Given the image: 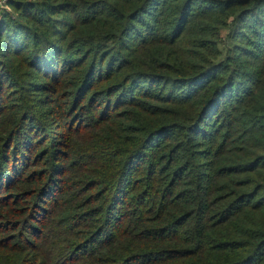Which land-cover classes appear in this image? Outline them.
<instances>
[{
	"label": "trees",
	"instance_id": "16d2710c",
	"mask_svg": "<svg viewBox=\"0 0 264 264\" xmlns=\"http://www.w3.org/2000/svg\"><path fill=\"white\" fill-rule=\"evenodd\" d=\"M5 7L0 264H264V0Z\"/></svg>",
	"mask_w": 264,
	"mask_h": 264
},
{
	"label": "rangeland",
	"instance_id": "374dc122",
	"mask_svg": "<svg viewBox=\"0 0 264 264\" xmlns=\"http://www.w3.org/2000/svg\"><path fill=\"white\" fill-rule=\"evenodd\" d=\"M7 1H8V0H6V3H4V0H0V7L3 8V11H4V10H6V11L9 10L7 7H5L6 4H7ZM8 13H12V11H10V12H8ZM80 256L83 257V256H84V253L81 252V253H78V254H77V257H80ZM9 259H10V258H9ZM7 263H8V259H7V260L5 259L4 261H2V264H7Z\"/></svg>",
	"mask_w": 264,
	"mask_h": 264
},
{
	"label": "built area",
	"instance_id": "2783aa9c",
	"mask_svg": "<svg viewBox=\"0 0 264 264\" xmlns=\"http://www.w3.org/2000/svg\"><path fill=\"white\" fill-rule=\"evenodd\" d=\"M4 3H6V0H4Z\"/></svg>",
	"mask_w": 264,
	"mask_h": 264
}]
</instances>
